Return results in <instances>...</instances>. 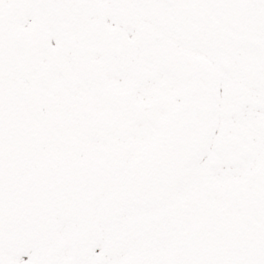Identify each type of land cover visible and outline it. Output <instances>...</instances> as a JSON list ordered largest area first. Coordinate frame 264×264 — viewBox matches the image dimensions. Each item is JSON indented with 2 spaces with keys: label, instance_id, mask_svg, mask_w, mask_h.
<instances>
[{
  "label": "rangeland",
  "instance_id": "rangeland-1",
  "mask_svg": "<svg viewBox=\"0 0 264 264\" xmlns=\"http://www.w3.org/2000/svg\"><path fill=\"white\" fill-rule=\"evenodd\" d=\"M55 7L46 36L16 53L23 62L17 86L32 96L41 121L50 103L74 127L65 129L57 167L19 166L11 174L0 163V264H52L53 257L67 264L69 226L54 241H27V226L11 218L5 197L16 174L48 185L55 170L69 187L86 180L85 189L94 176L132 171L145 178L140 223L145 264H154L159 188L194 202L219 185L215 197H224L231 170L258 155L260 141L251 139L249 152L239 130L251 136L264 118V0H58ZM256 174L239 186L258 184L262 197L264 173ZM135 204L127 206L129 221Z\"/></svg>",
  "mask_w": 264,
  "mask_h": 264
},
{
  "label": "flooded vegetation",
  "instance_id": "flooded-vegetation-1",
  "mask_svg": "<svg viewBox=\"0 0 264 264\" xmlns=\"http://www.w3.org/2000/svg\"><path fill=\"white\" fill-rule=\"evenodd\" d=\"M57 3L0 0V163L11 166V174L17 173L19 166L57 167L65 129L74 127L50 103L41 121L33 112L32 96H23L17 86V70L23 62L16 53L33 48L46 36V25L56 22ZM27 173L13 176L7 191L12 203L9 215L27 226L25 240L54 241L61 232L59 227L66 224L70 255L63 261L67 264L146 263L145 230L140 223L148 203L140 198L145 178L133 175L138 184L134 190L129 172L107 174V180L94 176L92 188L85 189L86 180L69 187L57 177V170L54 182L48 185L43 180L41 184L33 182ZM258 186L228 187L225 196L218 198L207 188L194 202L167 196L159 188L153 203L154 264H264V194L258 197ZM135 203L139 211L132 213L129 221L127 206ZM53 258L52 264L61 259Z\"/></svg>",
  "mask_w": 264,
  "mask_h": 264
},
{
  "label": "bare ground",
  "instance_id": "bare-ground-1",
  "mask_svg": "<svg viewBox=\"0 0 264 264\" xmlns=\"http://www.w3.org/2000/svg\"><path fill=\"white\" fill-rule=\"evenodd\" d=\"M258 0H251V4L253 6L257 5ZM259 75L263 76L264 78V69L259 71ZM245 114V113H241ZM232 122V121H230ZM234 122V121H233ZM255 121H251L252 126ZM229 123V121H227ZM235 125V123H234ZM255 126V127H254ZM251 131V136L246 134L247 132L245 129H240L239 130V138H240V143L242 144V147L247 146L249 148V152H252V147L250 144V140L253 139L255 141H260L259 145L260 150L258 152V155L251 157V155L248 157V159H244L242 163V167H240L238 170H233L232 167H230L234 173L230 175L226 181L228 183H231L232 186H237L242 184V182L247 181L251 175L256 176V173H264V118L255 124ZM254 151V150H253ZM80 149L77 150V153H80ZM246 153V152H245ZM85 163V158H82V164ZM219 185L211 186L209 188V194L215 195L219 191L217 190Z\"/></svg>",
  "mask_w": 264,
  "mask_h": 264
}]
</instances>
